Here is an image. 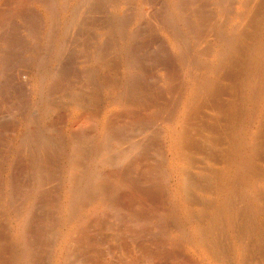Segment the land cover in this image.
<instances>
[{
    "label": "rangeland",
    "instance_id": "obj_1",
    "mask_svg": "<svg viewBox=\"0 0 264 264\" xmlns=\"http://www.w3.org/2000/svg\"><path fill=\"white\" fill-rule=\"evenodd\" d=\"M252 1L0 0L1 264H213L195 244L193 228L196 221L205 226L209 205L217 198V177L229 157L233 227L209 234L220 244L226 264H264V56L259 53L264 51V0ZM145 116L154 118L148 121L154 128ZM130 123L148 133L154 129L147 140V131L139 134L146 144L140 140V148L150 152L147 158L130 153L118 163L111 161L113 153L107 157L104 152L109 160H103L98 151L103 146L115 151L112 138ZM250 145L255 148L248 154ZM182 150L190 162L180 156ZM244 157L248 163L242 167ZM154 162L162 169L159 209L152 205L159 200L147 181V166ZM180 168L198 182L191 200L178 195L185 171ZM255 186L259 192H252ZM253 195L263 211L256 221L249 214ZM125 197H140L144 205L136 199L137 208ZM139 209L161 215L154 213L143 225L150 229L143 233L146 249H132L130 255L129 237L140 232L120 225L130 213L144 215ZM253 227L260 229V237L253 235Z\"/></svg>",
    "mask_w": 264,
    "mask_h": 264
},
{
    "label": "bare ground",
    "instance_id": "obj_2",
    "mask_svg": "<svg viewBox=\"0 0 264 264\" xmlns=\"http://www.w3.org/2000/svg\"><path fill=\"white\" fill-rule=\"evenodd\" d=\"M15 1H17V0H15ZM245 1H247L248 2V0H245ZM254 1H256V0H254ZM254 1H252V2H254ZM27 3V2H26ZM30 3V2H29ZM251 3V2H250ZM255 3L256 2H254V4L253 5H255ZM245 5H246V3H245ZM250 5V4H249ZM246 6H248V4L246 5ZM253 8V7H252ZM251 9V8H250ZM249 10V9H248ZM245 13V12H244ZM241 15H244V14H241ZM246 15V14H245ZM247 16V15H246ZM261 17V16H260ZM242 18V17H241ZM243 18H245V17H243ZM246 18H248V17H246ZM245 18V19H246ZM209 19V18H208ZM244 19V20H245ZM243 23H244V21L243 20H241ZM223 22V21H222ZM243 23H241L240 25H242ZM210 25V24H209ZM239 25V24H238ZM211 31V30H210ZM241 33V32H240ZM246 33V32H245ZM207 38V37H206ZM206 38H204L205 40H206ZM203 39V40H204ZM263 40V39H262ZM254 42V41H253ZM205 43V42H204ZM254 46V45H253ZM250 52H251V50H249ZM260 53V56H261V58H263V56H264V51L263 50H261V52H259ZM245 55V54H244ZM249 55V54H248ZM97 59V58H96ZM255 61V60H254ZM264 61V60H263ZM262 61V62H263ZM203 63V62H202ZM263 64V63H262ZM251 65V64H250ZM262 67H263V65H262ZM240 70V69H239ZM256 70V69H255ZM22 73V72H21ZM254 73H256V72H254ZM257 75V74H256ZM258 77V76H257ZM242 79V78H241ZM242 82V81H241ZM212 83V82H211ZM256 85V84H255ZM254 85V86H255ZM237 86V85H236ZM253 86V87H254ZM257 86V85H256ZM78 90V89H77ZM239 90V89H238ZM208 91V90H207ZM155 92V91H154ZM198 94V93H197ZM203 94V93H202ZM196 97V96H195ZM256 97V96H255ZM9 99V98H8ZM254 100V99H253ZM137 102V101H136ZM137 105V104H136ZM188 105V104H187ZM172 106V105H171ZM195 106V105H194ZM127 107V106H126ZM126 109V108H125ZM97 110V109H96ZM159 110H161V109H159ZM127 111H128V109H127ZM159 112V111H158ZM161 112H163V111H161ZM166 112V111H165ZM165 112H163L164 114H165ZM130 113V112H129ZM152 113V112H151ZM162 113V115H161V113L159 114L160 116H163V117H161V118H164L165 116H164V114ZM220 113V112H219ZM243 113V112H242ZM156 114V113H155ZM86 115V114H85ZM152 115V114H151ZM159 115H157V116H159ZM166 115V114H165ZM235 115V114H234ZM50 117V116H49ZM149 117V116H148ZM148 117H146L145 116V118H147L148 120H147V123H148V121L149 120H154V115H153V117L151 118V119H149ZM151 117V116H150ZM156 118H158V117H156ZM160 118V119H161ZM235 118V117H234ZM139 119V118H138ZM146 119H144V121H145ZM159 120V119H158ZM158 120H156V121H158ZM163 120V119H162ZM90 121V120H89ZM151 122V121H150ZM149 122V123H150ZM155 122V120L152 122V123H154ZM140 123H142L141 121H140ZM143 123H145V122H143ZM149 123H148V125H149ZM132 123H130V124H125V126H123L121 129H120V131H119V133H118V135H116L115 136V138H112L114 141H115V144H116V146H117V149L115 150V151H113V149H111L110 147H108V146H103L99 151H98V155L100 156V155H103V153L104 152H107V154H108V156L107 157H111L112 156V153L114 154L110 159H112L111 161H113L114 160V162L115 161H118V163H119V161H123V160H127V158H128V154H129V157H130V153L131 154H138L137 155V157H139V158H141V159H146L147 158V156H148V153H150V152H147L148 151V149L146 148H143L142 146V148H140V145L142 144V143H140L142 140L140 139V135L139 134H142V137H143V134L145 133V131H147L146 133H148L149 131L146 129H143V128H141L140 130L139 129H136V126H134V127H132V125H131ZM155 124H157V122L155 123ZM145 125H147V124H145ZM49 126V125H48ZM151 126V124L148 126V127H150ZM154 126V125H153ZM158 126V125H157ZM147 127V126H146ZM147 127V128H148ZM155 127H156V125H155ZM138 128V127H137ZM150 128H154V127H150ZM32 129V128H31ZM45 129V128H44ZM110 129H112V128H110ZM117 130H118V128H116ZM258 129V128H257ZM53 130V129H52ZM154 130V129H153ZM153 130H151L150 129V133H151V131H153ZM189 130V129H188ZM199 130V129H198ZM259 130V129H258ZM103 131V130H102ZM129 131V132H128ZM200 131V130H199ZM198 131V132H199ZM257 131V130H256ZM256 131L254 132V133H256ZM49 132V131H48ZM128 132V133H127ZM209 132V131H208ZM150 133H148V135H147V137L145 138V136H146V134L144 135V138H145V140H147L148 139V137H149V135H151ZM257 133H258V131H257ZM155 134V133H154ZM202 134H204V133H202ZM211 134H213V131H212V133ZM187 135V134H186ZM189 135V134H188ZM209 135V134H208ZM235 135V134H234ZM140 136V137H139ZM179 136H181V135H179ZM205 136H206V134H205ZM210 136V135H209ZM227 136V135H226ZM226 136H224V137H226ZM254 136H256V135H253V137ZM189 137V136H188ZM187 137V138H188ZM208 137V136H207ZM183 138V137H182ZM211 138V137H210ZM227 138V137H226ZM105 139H106V134L105 133H103V140L102 141H105ZM143 139V138H142ZM186 139V138H185ZM184 139V140H185ZM209 139V138H208ZM252 139V138H251ZM264 139V138H263ZM23 140V139H22ZM42 140V139H41ZM141 140V141H140ZM181 140V139H180ZM183 140V139H182ZM182 140H181V142H182ZM204 141H206L207 140V138H204L203 139ZM210 140V139H209ZM227 140H229V137H228V139ZM227 140L225 141L226 143H227ZM253 140H254V138H253ZM18 141V140H17ZM79 141V140H78ZM190 141V140H189ZM251 141V140H250ZM74 142V141H73ZM143 142V141H142ZM147 142V141H146ZM207 142V141H206ZM144 143V142H143ZM208 143V142H207ZM210 143V142H209ZM208 143V144H209ZM255 143V142H254ZM254 143H252L251 142V144H254ZM74 144V143H73ZM145 144V143H144ZM144 144H142L143 146H144ZM183 144V143H182ZM181 144V145H182ZM218 144V143H217ZM103 145H105V144H103ZM146 145V144H145ZM184 145V144H183ZM182 145V146H183ZM191 145V144H190ZM219 145V144H218ZM74 146V145H73ZM81 146V145H80ZM228 146H229V143H228ZM78 147V146H77ZM112 147V146H111ZM210 147H212V146H210ZM213 147H215V146H213ZM73 148V147H72ZM217 148V147H216ZM254 148H255V145L254 146H252V145H250V147L248 148L249 149V151H248V149H247V152H248V154H250V152L252 151V153H253V151H254ZM184 149V148H183ZM219 149V148H218ZM221 149V148H220ZM226 149H227V147H226ZM244 149V148H243ZM74 150H76V149H74ZM109 150H112L111 152L109 151ZM224 150L225 149H223V152H224ZM241 150V149H240ZM96 151V150H95ZM108 151H109V153H108ZM183 151V150H182ZM180 152L179 154H180V156L184 159V161L186 162H190L191 161V158H190V156L189 155H187L186 153H184V151L183 152ZM204 151V150H203ZM221 151V150H220ZM246 150L244 149V152H245ZM75 152V151H74ZM199 152V151H198ZM242 152V151H241ZM110 153H111V156H109L110 155ZM226 153H228V152H226ZM225 153V154H226ZM231 153V152H230ZM74 154V153H73ZM79 154V153H78ZM134 154V155H135ZM189 154V153H188ZM221 154H223V153H221ZM76 155V154H75ZM74 155V156H75ZM105 155H103L101 158L103 159V157H104V159L106 160L107 158H105ZM94 156V155H93ZM73 157V156H72ZM134 157V156H133ZM136 157V156H135ZM193 157V156H192ZM226 157H227V155H226ZM75 158H77L76 156H75ZM74 158V159H75ZM138 158V159H139ZM213 158V157H212ZM103 159V160H104ZM225 159V158H224ZM247 158L246 157H244L243 158V163H244V165H242V167L244 166H247V163H248V160H246ZM70 160V159H69ZM107 160H109V159H107ZM209 160V159H208ZM214 160V159H213ZM230 160V157H229V159H227L226 160V162L228 163V165H227V167H226V169L221 173V174H219V176L217 177L216 176V174H218L217 172L219 171L220 172V170L219 169H212V172L213 171H215L216 170V174L214 173H212L211 172V175L210 176H212V178H213V175H215L217 178H218V181H216V183H217V186H216V190L214 191V193L217 195V198H214L215 200H212V201H214V202H212V203H210L211 205H209L210 207V209H209V213H208V215H206L205 217H207V221H206V223L204 224L205 226L204 227H202V225H201V223L200 222H198V221H196V223H195V225H194V231H195V233H196V235H197V238H196V241H195V244L197 243L199 246H200V248L202 247L203 249H204V251H205V253L210 257V259L212 260V262H213V264H226V262H225V260H224V253L222 252V250H221V246H220V244H218L214 239L216 238H214L213 239V237H214V234H215V236H216V234H217V230H220L221 228L223 229L224 228V230L225 231H230L229 229H231L232 227H233V223H232V217H233V212H232V208L231 207H233L232 206V203L230 202V199H229V195H231L230 194V191H231V189H232V182L233 181H230V168L229 167H231V164L233 163L232 161H229ZM70 161H72V160H70ZM77 161V160H76ZM75 160H74V162H76ZM223 162H224V160H223ZM72 163V162H71ZM157 163V162H156ZM137 164V163H136ZM154 166V167H153ZM76 167V166H75ZM148 168H147V170H149L150 171V174H149V178L147 179V181L148 180H150L151 182V188H147L145 185V187H144V189L146 190V188L149 190V191H154V193H156L157 195H158V197H157V195H156V198H157V200H159L158 201V203H156L157 205H154V204H152L153 206H154V208L156 207V209H159L158 207H159V205H161V201H162V197H161V189H162V183H161V180H159V175H160V173H162V169H161V167L159 168V165L158 164H156L155 165V162L153 163V165L152 166H147ZM208 168H209V166H207ZM206 167V168H207ZM207 168V169H208ZM253 168V167H252ZM154 169V170H153ZM181 169V168H180ZM242 169V168H241ZM147 170H145V172H147ZM161 170V171H160ZM181 170H185L184 168L183 169H181ZM209 170V172H210V169H208ZM240 171V170H239ZM154 172V173H153ZM237 172V171H236ZM165 173V172H164ZM190 173V172H189ZM188 173V171H184V172H182L181 173V175L179 176L180 177V179H179V182H178V195H180L181 196V198L183 199L184 198V200L185 199H188V197H189V199H190V193L192 192V190H194L195 189V187H197V184H198V182H195L194 181V179L191 177V175ZM238 173V172H237ZM236 173V174H237ZM207 174V173H206ZM205 174V175H206ZM213 174V175H212ZM87 175H90V173L89 174H87ZM144 175V174H143ZM145 175H148V172H147V174H145ZM209 175H208V177H209ZM98 177V176H97ZM148 177V176H147ZM92 178V177H91ZM103 178V177H102ZM142 179V178H141ZM144 179H146V177H144L143 176V180ZM204 179V178H203ZM209 179H210V177H209ZM100 180V179H99ZM142 180V181H143ZM211 180V179H210ZM213 180V179H212ZM215 180H216V178H215ZM89 181V180H88ZM128 181V180H127ZM126 181V182H127ZM136 181H139V180H136ZM141 181V180H140ZM145 182V183H148V182ZM98 182H100V181H98ZM212 182V181H211ZM210 182V183H211ZM89 183V182H88ZM97 183V182H96ZM129 183V182H128ZM143 183H144V181H143ZM215 183V184H216ZM248 183V182H247ZM71 184V183H70ZM100 184V183H99ZM98 184V185H99ZM134 184V183H133ZM136 184V183H135ZM142 184V183H141ZM149 184V183H148ZM148 184H146V185H148ZM214 184V183H213ZM73 185V184H72ZM129 185V184H128ZM234 185V184H233ZM132 186H134V185H132ZM131 186V187H132ZM136 187H140L141 185L139 184L138 186H137V184L135 185ZM199 186V185H198ZM126 187V186H125ZM131 187L129 188L128 187V189H131ZM143 187V186H142ZM204 187V186H203ZM214 187V186H213ZM234 187V186H233ZM237 187V186H236ZM235 187V188H236ZM95 188V187H94ZM132 188H134V187H132ZM198 188V187H197ZM200 188V187H199ZM215 188V187H214ZM234 188V189H235ZM127 189V190H128ZM135 189V188H134ZM140 189V188H139ZM142 189V188H141ZM201 189V188H200ZM205 189V188H204ZM240 189V188H239ZM80 190V189H79ZM143 190V189H142ZM163 190H164V188H163ZM251 190H252V192H255L256 193V191H258V188H256V186L254 187V189L253 188H251ZM132 192H134L133 191V189L131 190ZM149 191H147V192H149ZM165 191V190H164ZM213 191V190H212ZM236 191V190H235ZM95 192V191H94ZM138 192V191H137ZM141 192V190L138 192V193H140ZM146 192V193H147ZM244 192V191H243ZM251 192V193H252ZM259 192V191H258ZM136 193V192H135ZM134 193V194H135ZM138 193H136V194H138ZM143 193H144V191H143ZM142 193V194H143ZM150 194H151V192H149ZM164 193V192H163ZM212 193V192H211ZM246 193V192H245ZM95 194V193H94ZM129 194H130V192H129ZM142 194L140 195V196H142ZM153 194V193H152ZM151 194V196H153V195H155V194H153L152 195ZM133 195V194H132ZM131 195V196H132ZM148 196H149V194H147ZM146 194H145V196H147ZM245 195V194H244ZM126 196H128V195H126ZM145 196H143V198L145 197ZM147 196V198H148V200H151L152 201V199H149L150 197H148ZM261 196V195H260ZM130 196H128V198H129ZM133 198H134V196H132ZM137 197V196H136ZM153 197H155V196H153ZM153 197H151V198H153ZM232 197V196H231ZM246 197V196H245ZM256 197V196H255ZM254 197V195L253 196H251L250 197V199L249 200H251V203H250V207H251V209L250 208H248V206H244V207H247L248 208V210L250 209V210H252L251 211V213L247 210V212H249V214H250V220H252V219H255L254 221H256V219H260L261 218V216H259V214L260 213H262L263 211H260L261 209H259V207H258V203L259 202H257L259 199H258V197L257 198H255ZM263 197H264V195H263ZM126 198V200H128L127 201V203L129 202V200L130 199H127V197H125ZM140 197H138V199H139ZM142 198V200H144ZM194 198V197H193ZM236 198V197H235ZM234 198V199H235ZM259 198H261V197H259ZM137 199V198H136ZM136 199H131L132 201H134L135 202V200ZM138 199H137V201H138ZM154 199V198H153ZM231 199H233V197L231 198ZM72 200V199H71ZM131 200H130V202H131ZM139 200H141V199H139ZM147 200V199H146ZM191 200V199H190ZM200 200V199H199ZM206 200V199H205ZM154 201V200H153ZM152 201V202H153ZM170 201V200H169ZM198 201V200H197ZM207 201V200H206ZM211 201V200H210ZM233 201H235V200H233ZM232 201V202H233ZM242 201H245V200H242ZM139 202V201H138ZM155 202V201H154ZM157 202V201H156ZM240 202V201H239ZM257 202V205L255 204V203ZM126 203V205H128ZM133 202H131V204H132ZM140 204L142 203V201H140L139 202ZM139 203H138V205H139ZM198 203V202H197ZM208 203H209V201H207V205H208ZM238 203V202H237ZM236 203V204H237ZM243 203V202H242ZM241 203V204H242ZM262 203V202H261ZM264 203V202H263ZM125 204V203H124ZM136 205V202L135 203H133V205ZM148 204V203H147ZM204 204H205V202H204ZM69 205V204H68ZM142 205V204H141ZM144 205V204H143ZM143 205H142V207H143ZM206 205V206H207ZM240 205V204H239ZM260 205V204H259ZM72 206V205H71ZM105 207L103 208V209H105L106 211H107V208H109V206L108 205H104ZM110 206H112V205H110ZM137 206V205H136ZM261 206H262V204H261ZM113 207V206H112ZM149 207V206H148ZM151 207V206H150ZM203 207V206H202ZM237 207V206H236ZM238 207H240V206H238ZM237 207V208H238ZM243 207V208H244ZM123 208V207H122ZM136 208V207H135ZM137 208H138V206H137ZM139 208H141V206L139 205ZM152 209H154L153 207H151ZM188 208V207H187ZM190 208V207H189ZM207 208V207H206ZM125 209V208H124ZM131 209V208H130ZM200 209H202V208H200ZM111 211H109L110 213H108L109 215H111V213H112V209H110ZM113 210H114V208H113ZM132 210V209H131ZM131 210H128L127 212H133L134 213V211H131ZM139 210H141V209H139ZM148 209L145 207V211H147ZM234 210V209H233ZM237 210V209H236ZM238 210H239V208H238ZM240 210H242V209H240ZM246 210V209H245ZM101 211V210H100ZM116 211V210H115ZM114 211V212H115ZM123 211V210H122ZM121 211V212H122ZM142 211V213H144L143 212V209L141 210ZM151 211V210H150ZM149 211V212H150ZM163 211V210H162ZM205 210H203L202 212H198L197 211V216L199 217L203 212H204ZM243 211V210H242ZM1 212V211H0ZM69 212V211H68ZM93 212V211H92ZM91 212V213H92ZM119 212V211H118ZM118 212H117V214H118ZM129 212V213H130ZM239 212V211H238ZM103 213V215L102 216H104V212H102ZM126 213V212H125ZM139 213H141L140 211L139 212H137V214H139ZM152 213V212H151ZM155 212H153V214H154ZM160 214H158V212H157V210H156V213H155V218H158L160 215H161V212H159ZM235 213V212H234ZM243 213V212H242ZM115 214H116V212H115ZM120 214V217L119 218H117L116 217V219L118 220V223H119V219L121 218V213H119ZM133 215L132 213H130V215H127V216H125L126 217V219H124V217H122L124 220H125V222H123V224L125 223L128 227H129V229H131L132 231H136V229H139V234H136V233H134V234H132V235H130L131 237H129V238H127V239H129V240H131V242L129 243V242H127V244H129V246L130 247H128V249H130V255H131V250L132 249H137V248H139L140 250L142 249V248H145L146 246H148V245H146L147 243H145V242H147V241H144L145 239H144V236H145V234H143L144 232H147L148 230H150L149 228H148V230H146L147 228L146 227H143V225H146L147 224V222L148 221H150L151 220V218H152V216L151 215H153V214H151L150 215V213H149V215L147 214V212H145L144 213V215ZM145 214H146V217H145ZM185 214V213H184ZM194 214H196V213H194ZM244 214H246V213H243V215ZM264 214V213H263ZM95 215V214H94ZM93 215V216H94ZM106 215H107V213H106ZM108 215V216H109ZM112 215L114 216V214L112 213ZM112 215H111V217H112ZM237 215V214H236ZM238 215H239V213H238ZM102 216H100V217H102ZM107 216V217H108ZM122 216H124L123 215V212H122ZM197 216H195L196 218H197ZM88 217V216H87ZM115 217V216H114ZM194 217V216H193ZM237 216H235V218H236ZM240 217V216H239ZM247 217V216H246ZM96 218H98V217H96ZM102 218H105L106 219V216L105 217H102ZM110 218V217H109ZM162 218V217H161ZM201 218V217H200ZM104 219V220H105ZM111 219V218H110ZM115 219V218H114ZM123 219H121V220H123ZM165 219V218H164ZM203 219H204V217H203ZM83 220H85V219H83ZM97 220V222H98V219H96ZM99 220H103V219H100L99 218ZM198 220H199V218H198ZM206 220V219H205ZM93 221V220H92ZM111 222H112V219L110 220ZM161 221V220H160ZM199 221H201V219L199 220ZM235 221H237V220H235ZM234 221V222H235ZM242 221V220H241ZM254 221H252V222H254ZM86 222V221H85ZM103 222V221H102ZM105 222H107V223H109L108 224V226L111 224L109 221H105ZM104 222V223H105ZM116 222V221H115ZM122 222H120V223H122ZM162 222V221H161ZM243 222V221H242ZM246 222H247V220H246ZM80 223V222H79ZM84 223V222H83ZM99 223H101V221H99ZM104 223H101V224H104ZM152 223V222H151ZM157 223V222H156ZM156 223H155V226H156V228H157V226H159V225H156ZM239 223H240V220H239ZM238 223V224H239ZM248 223V222H247ZM123 224H121L120 225V227H121V229L124 227L125 229H126V227H125V224H124V226H123ZM153 224V223H152ZM158 224V223H157ZM165 224V222L162 224V225H164ZM242 224V223H241ZM263 224V223H262ZM84 225V224H83ZM100 225V224H99ZM105 225V224H104ZM116 225H117V223H116ZM149 225H151V224H149ZM166 225V224H165ZM173 225V224H172ZM244 225H245V222H244ZM243 224H242V226H243V228L245 227ZM248 225V224H247ZM252 226H253V223L251 224ZM250 225V226H251ZM80 226V225H79ZM93 226V225H92ZM91 226V227H92ZM107 226V225H106ZM107 226V227H108ZM113 225L111 224V227H112ZM118 226H119V224H118ZM140 226V228H138ZM147 226V225H146ZM26 227V226H25ZM246 227H248V226H246ZM84 228V227H83ZM123 228V229H124ZM146 228V229H145ZM155 228V229H156ZM159 228H160V226H159ZM163 228H164V226H163ZM162 228V229H163ZM242 228V229H243ZM121 229H120V232H122L121 231ZM129 229H127V231H129ZM154 229V230H155ZM166 229H167V227L164 229L165 231L163 232V234L166 232L167 233V231H166ZM214 229V230H213ZM221 229V230H222ZM78 230V229H77ZM111 230H114V228L113 229H111ZM157 230H158V228H157ZM211 230H213L212 232H213V234H212V236L210 235L211 233ZM249 230H251V228L249 229ZM97 231V230H96ZM117 231V230H116ZM116 231H114V233L113 234H116L117 235V233H115ZM153 231V230H152ZM214 231L216 232V233H214ZM231 231H233V230H231ZM237 231V230H236ZM240 232V231H239ZM245 232H248V231H246L245 230ZM250 232V231H249ZM124 233H127L126 231L124 232ZM155 234H156V231L154 232ZM183 233V232H182ZM210 233V234H209ZM252 233H253V235L255 236V237H260V235H261V232H260V229H257V228H254L253 227V231H252ZM95 234V233H94ZM101 234V233H100ZM120 234V233H119ZM136 234V235H135ZM142 234H143V236H142ZM158 234H160V233H157V236H158ZM221 234H222V232H221ZM224 234V233H223ZM115 235V236H116ZM128 235V234H127ZM151 235V237H152V235H154V234H150ZM167 235V234H166ZM233 235H234V233H233ZM236 235V234H235ZM241 235V234H240ZM239 235V236H240ZM101 236V235H100ZM104 236V235H103ZM119 236V235H118ZM117 236V237H118ZM120 236H121V234H120ZM123 236V235H122ZM160 236V235H159ZM158 236V237H159ZM164 236H165V234H164ZM226 236H228V235H226ZM242 236V235H241ZM82 237V236H81ZM125 237H128V236H125ZM148 237H150V236H148ZM167 237V236H166ZM178 237V236H177ZM244 237V236H243ZM251 237H253V236H251ZM159 238H161V237H159ZM163 239L165 238V237H162ZM161 238V239H162ZM234 238V237H233ZM248 238H249V236H248ZM247 238V239H248ZM126 239V240H127ZM147 239V238H146ZM152 239V238H151ZM150 239V240H151ZM167 239V238H166ZM218 239V238H217ZM254 239V237L252 238V240ZM148 240V239H147ZM225 240V239H224ZM240 240H241V237H240ZM257 240V242H258V239H256ZM96 241H98V240H96ZM119 241H121V240H119ZM117 242V243H119V244H121L120 242ZM123 241V240H122ZM125 241V240H124ZM155 241H156V238H155ZM153 242L154 244L155 243H157V242ZM220 241V240H219ZM243 241H245L244 239L242 240V242ZM89 242V241H88ZM148 242H149V240H148ZM161 242H162V240H161ZM164 242H166V241H164ZM164 242H162V243H160V244H163ZM187 242V241H186ZM217 244H216V243ZM232 242H233V240H232ZM236 241H234V243H235ZM240 243V244H244V243ZM247 242V241H246ZM251 243H253L252 241H250ZM264 242V241H263ZM124 243V242H123ZM132 243H134L133 245H132ZM150 243H152V241L150 242ZM237 243V242H236ZM72 244V243H71ZM74 244V243H73ZM225 244V243H224ZM223 244V245H224ZM228 244V243H227ZM246 244V243H245ZM254 244H255V240H254ZM253 244V245H254ZM70 245V244H69ZM104 245V244H103ZM122 245V244H121ZM125 245V244H124ZM158 245V244H157ZM157 245H154V247L156 246L157 247ZM233 245V244H232ZM25 246V245H24ZM123 246V245H122ZM132 246H133V248H132ZM163 246V245H162ZM245 246V245H244ZM248 246H250V245H248ZM254 246H256V245H254ZM257 246H258V243H257ZM105 247V246H104ZM107 247V246H106ZM121 247V246H120ZM151 247V246H150ZM155 247V248H156ZM172 247H173V245H172ZM223 247V246H222ZM224 247H225V245H224ZM227 247V246H226ZM225 247V248H226ZM230 246H228V248H229ZM235 247V246H234ZM241 246H239L238 245V247H237V250L239 251H243L244 250V248H243V250H241L242 248H240ZM253 247V246H252ZM259 247V246H258ZM31 248V247H30ZM122 248H124V246L122 247ZM165 247L163 246V249H164ZM171 248V247H170ZM249 248V247H248ZM256 248V247H255ZM103 249V248H102ZM125 249V248H124ZM146 249V248H145ZM153 249V248H152ZM158 249H160V247H159V245H158ZM173 249V248H172ZM171 249V250H172ZM179 249V248H178ZM231 247H230V251H231ZM246 249V248H245ZM250 250H251V248H249ZM259 249V248H258ZM111 250V249H110ZM109 250V251H110ZM117 250V249H116ZM123 250V249H122ZM126 250V249H125ZM124 250V251H125ZM148 250H150V249H148ZM148 250H145V251H148ZM165 250V249H164ZM163 250V251H164ZM228 250V249H227ZM227 250H225V251H227ZM247 250V249H246ZM67 251V250H66ZM81 251V250H80ZM87 251V250H86ZM128 251V250H127ZM136 251V250H135ZM144 251V252H145ZM155 250L153 249V252H154ZM173 251V250H172ZM176 251V250H175ZM249 251V250H248ZM123 252V251H122ZM126 252V251H125ZM143 252V253H144ZM149 252V251H148ZM148 252L146 253V255L148 254ZM156 252H157V254H158V250L156 249ZM160 252V251H159ZM162 252V251H161ZM160 252V253H161ZM166 251H164V252H162V253H165ZM254 252V251H253ZM260 252V251H259ZM263 252V251H262ZM24 253V252H23ZM124 253V252H123ZM137 253H138V251H137ZM136 253V254H137ZM142 252H141V256L142 255H144ZM150 253H151V251H150ZM149 253V254H150ZM168 253V251L166 252V254ZM243 253L245 254V252L243 251ZM249 253V252H248ZM124 254H126V253H124ZM153 254V253H152ZM152 254H151V256H152ZM155 254V253H154ZM168 254H170V252L168 253ZM168 254H167V257H168ZM243 254V256H245ZM247 254V253H246ZM256 254V253H255ZM22 255H24V254H22ZM103 255V254H102ZM138 255H140V254H138ZM178 255V254H177ZM176 255V256H177ZM261 255V254H260ZM263 255V254H262ZM27 256V255H26ZM30 256V255H29ZM126 256H128V255H126ZM160 258H161V256L160 255H158ZM164 256H165V254H164ZM164 256H162L163 258H164ZM171 256H174V254L172 253L171 254ZM242 256V255H241ZM240 256V257H241ZM242 256V258H244ZM83 257H85V256H83ZM92 257V256H91ZM99 257V256H98ZM137 257V256H136ZM147 257V256H146ZM149 257V256H148ZM155 257H157V255H155ZM154 256L152 257L153 259L155 258ZM166 257V256H165ZM229 257H231V256H229ZM259 257V256H258ZM70 258V257H69ZM87 258V257H86ZM107 258V257H106ZM128 258H130L129 256H128ZM135 258V257H134ZM151 257H150V259H152ZM162 258V259H163ZM172 258V257H171ZM177 258H180V257H177ZM228 258V257H227ZM260 258H262V256L261 257H259L258 259H260ZM27 259V258H26ZM31 259H33V258H31ZM85 259V258H84ZM114 259V258H113ZM152 259V260H153ZM247 259H250V258H247ZM253 259V258H252ZM251 259V260H252ZM123 260V259H122ZM133 260V259H132ZM131 260V261H132ZM136 260V259H135ZM135 260H133V261H135ZM145 261L146 260V258H145V255H144V257H143V259L141 260V262L142 261ZM157 260V259H156ZM178 260V259H177ZM243 260V259H242ZM246 260V259H245ZM263 260V259H262ZM62 261V260H61ZM89 261V260H88ZM104 261V260H103ZM125 261V260H124ZM149 261V259H147V261L146 262H148ZM165 261H167V260H165ZM250 261V260H249ZM256 261V260H255ZM66 262V261H65ZM71 262V261H70ZM91 262V261H90ZM105 262V261H104ZM140 262V261H139ZM140 262V263H141ZM153 262V261H152ZM127 263V262H126ZM133 263V262H132ZM254 263V262H253ZM257 263H259V262H257ZM1 264V263H0ZM31 264V263H30ZM86 264V263H85ZM99 264V263H98ZM122 264V263H121ZM124 264H125V262H124ZM128 264H129V261H128ZM137 264H138V262H137ZM141 264H145V262L144 263H141ZM247 264V263H246ZM250 264V263H249Z\"/></svg>",
    "mask_w": 264,
    "mask_h": 264
}]
</instances>
